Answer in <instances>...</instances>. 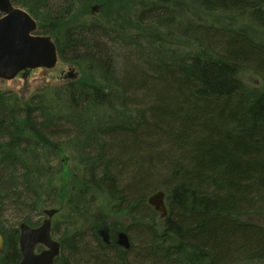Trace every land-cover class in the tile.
<instances>
[{
  "label": "trees",
  "instance_id": "16d2710c",
  "mask_svg": "<svg viewBox=\"0 0 264 264\" xmlns=\"http://www.w3.org/2000/svg\"><path fill=\"white\" fill-rule=\"evenodd\" d=\"M12 1L84 77L28 101L0 90V264L20 263V223L37 227L51 203L68 215L56 264H264V0ZM169 8L183 16L153 31L148 14ZM161 189L165 220L147 204ZM120 230L138 248L122 251Z\"/></svg>",
  "mask_w": 264,
  "mask_h": 264
},
{
  "label": "water",
  "instance_id": "95a60500",
  "mask_svg": "<svg viewBox=\"0 0 264 264\" xmlns=\"http://www.w3.org/2000/svg\"><path fill=\"white\" fill-rule=\"evenodd\" d=\"M97 10L94 8L93 11ZM0 79L14 80L23 73L27 80L32 70L39 68L52 69L57 64V53L51 38L47 36H32L38 25L34 18L15 6L11 0H0ZM166 193L159 191L147 199L148 205L159 213L162 218L168 216ZM56 214V213H55ZM49 216L43 226L32 228L23 223L20 226V251L22 260L19 264H54L60 255L61 245L51 235V219ZM105 239V238H104ZM106 241V239H105ZM44 246L46 249L37 254L36 248ZM118 245L125 250L131 249V242L126 233L118 236ZM4 240L0 235V253H3Z\"/></svg>",
  "mask_w": 264,
  "mask_h": 264
},
{
  "label": "bare ground",
  "instance_id": "6f19581e",
  "mask_svg": "<svg viewBox=\"0 0 264 264\" xmlns=\"http://www.w3.org/2000/svg\"><path fill=\"white\" fill-rule=\"evenodd\" d=\"M51 7L54 8V10H56L60 14L58 16V22H60L63 25H66V26L71 24L73 18L75 17L74 8L69 9L66 6V3H63L61 1L55 2V3L51 2ZM23 9L25 12H27L28 14H30L34 18V20L36 21V23L38 25L37 31L32 32L33 33L32 36H35V37L47 36V37L51 38L52 43L55 45L56 53H57V64L52 69H44V70L52 71V70L56 69L58 67L59 63H62V61H63L65 63H68V65H71V67L69 69L70 71L68 73H66V75L64 74L65 72L62 73V76H64L62 79H63V81L66 82V84H64V86L66 87V86L70 85L71 83L80 81L82 79V77H84L83 73L75 65H73V63L70 62L71 59H69L68 57H65V55L62 57L61 52L63 53V51L62 50L60 51V46H59L58 42L56 41V39L51 34H46V35H39L38 34V30H39V26H40L39 21L27 10V8H23ZM182 16H183L182 13L177 12V11L173 10L172 8H169L163 12L161 10H155L154 12L149 13L147 18H148L149 22L151 23V29L153 31H155L157 26H161V25L167 26L172 20H177V19L181 18ZM220 24L223 27L226 26V24L223 22ZM113 40H114L113 38H109V39H106L105 41L111 43V42H113ZM37 70H42V68L33 70V72L37 71ZM89 76H92V78L96 79V80L100 79V77L97 75V72L93 69L90 70ZM239 77L244 82H250L251 78H253L254 83L261 82L260 75L257 74L253 70H246L242 73L240 72ZM52 88H53V86H52ZM55 89H57V93H59L61 91V86L55 87ZM32 151H33V149H32ZM32 151L29 152V155L31 158H33L35 156V154ZM52 151L56 153L58 161H61L62 163H64L65 160L61 157V150L59 149V147L57 145L53 146ZM47 152H49V151L47 150ZM65 163L68 164L69 166L74 165L68 161ZM161 190H163V189H161ZM159 191L160 190L155 191L154 193L159 192ZM92 193L94 194L97 201H104L103 202L104 206L108 203L109 200L107 199L106 194H104L102 192L95 191V190H93ZM154 193H152V194H154ZM49 205L50 206L43 209L44 215H46L48 212L49 213L51 212L53 214L56 213L55 215L60 214L61 208L59 206L56 207L52 203ZM100 207H101V205H100ZM167 207H168V205H167ZM168 215H169V208H168ZM45 221H46L45 219L43 221H40L39 227L43 226ZM52 223H54V222H52ZM54 226H55V223H54ZM51 228H52V226H51ZM107 246H110V245H107ZM121 250L127 251V250L122 249V248H121ZM129 251H131V249L128 250L127 252H129Z\"/></svg>",
  "mask_w": 264,
  "mask_h": 264
},
{
  "label": "rangeland",
  "instance_id": "374dc122",
  "mask_svg": "<svg viewBox=\"0 0 264 264\" xmlns=\"http://www.w3.org/2000/svg\"><path fill=\"white\" fill-rule=\"evenodd\" d=\"M71 65H68V63H65L62 61V63H59L58 67L52 71H48V70H37L31 73V75L29 76V78L27 79V81H24L21 76L11 80V81H5V80H0V90L2 91H7L10 93H14L17 94L18 97H20L21 99H23L24 101H28L31 97L34 96L35 92L37 90L40 89H44L46 88H55L58 86L63 87L64 84H66L65 81H63V77L62 73L65 72L64 74L66 75V73H68L70 70ZM250 82L252 84H254V80L253 78L250 79ZM249 82V83H250ZM71 156V155H70ZM70 163L73 164V161H70ZM71 167V165H70ZM91 194H89L90 196ZM108 198V197H107ZM104 201H97L96 202V208L97 210L103 209L105 210V208L108 207V205L106 204L104 206L103 204ZM101 205V207H100ZM110 205V203H109ZM57 207V205H56ZM65 208V207H63ZM95 208V204L93 206V208L91 209L92 212H94L96 210ZM11 211L10 209L7 210ZM6 212V213H7ZM16 214V213H15ZM17 215V214H16ZM16 215H14V212H8L7 215L5 214L4 217V223L11 227V226H15L17 224V222L21 221L20 217H16ZM68 215L63 213V217L60 216H56L53 221L54 223L56 222H60L62 219L67 220ZM34 221L36 220H44V217H38L37 215L35 217H33ZM119 217L116 218V220H118ZM159 219L162 220L161 217H159ZM86 221L84 225H87V220H91L90 216H84L81 218V221ZM257 223L264 225V217H260L259 219L255 220ZM130 221L126 220V223L128 224ZM131 224V223H129ZM133 232H131L130 237L132 238V244L135 248H138V243L136 241V238L133 236L132 234ZM57 239L59 237H56ZM94 246V245H93Z\"/></svg>",
  "mask_w": 264,
  "mask_h": 264
}]
</instances>
